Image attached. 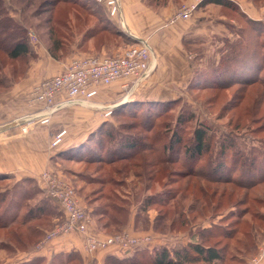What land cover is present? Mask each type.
Returning a JSON list of instances; mask_svg holds the SVG:
<instances>
[{"label":"trees","instance_id":"1","mask_svg":"<svg viewBox=\"0 0 264 264\" xmlns=\"http://www.w3.org/2000/svg\"><path fill=\"white\" fill-rule=\"evenodd\" d=\"M6 1L0 0V95L3 92L9 91L16 83L25 78L31 62L38 58L34 46L29 41L28 28L19 23L11 15ZM168 1L150 0L149 3L151 6H161V3L165 5ZM206 4H216L224 7L230 6L228 1L225 0H205L202 5ZM49 8V12L53 15L48 18V23L50 24L48 27L49 39L55 44L57 52L67 46L70 41L74 40L77 32L76 29L82 30L84 33L81 39L82 42L78 43V48L82 46V43H88L90 39L95 40L94 45L97 48H101L104 44L110 46V43L113 41H115L114 44L118 45L120 43L119 40L124 37L110 19L107 9L103 5L97 4L94 0H56L51 3ZM87 25L89 26L85 29ZM60 30H62V33H60ZM250 39V37L245 36L240 41L243 45L238 47H244L241 50L246 51L244 57H240L239 63L243 60L251 59L249 58L251 57V49L247 47V40L250 41ZM97 40H103V44H97ZM240 51L236 52L235 55H240ZM54 55L56 57V54ZM257 58L258 56L254 55V59L257 60ZM263 71L264 65L261 68V72ZM216 75L220 79H223L226 76V72L219 71ZM194 77L189 85L190 87L191 85L193 87L197 82V80L194 82ZM198 78V82L200 83L196 87H193L197 90L210 92L218 89L224 90L222 87L223 83L220 81L213 82L211 80L212 76L208 73L201 74ZM258 79H261V77H258ZM258 79L254 78L246 83L251 82V87H254L261 84V81H258ZM231 80L229 84H231ZM211 98L208 100H211ZM261 98L264 100V91L260 97H256L254 104ZM176 102H178L177 99L136 101L123 104L113 110L111 117L130 116L140 118L142 122V135L141 133L132 135L133 133L131 132V135L126 137L121 135L122 126L114 128L113 126H109L111 124L109 123L108 126L99 127L101 129L96 130V136L94 135L96 132H93L89 136L90 138L92 137L90 141L93 140L95 145L90 146L88 143L80 145V148L84 152L78 155L76 160H84L89 165L96 164L98 167L95 170L98 174H101L99 179H93L91 183L100 184L101 187L98 193L101 194L100 196H103L102 198H106L105 203L96 207L92 212L95 224L102 236L121 233L125 231L130 222L131 215L129 208H126L127 202L119 195L117 189L123 185H127L120 177H129L131 171L140 182H161L168 180V185L176 186L164 193L148 196L144 201L143 211L147 212L151 207H157L158 215L152 226L151 224L150 226L153 230L161 233L172 231L176 228L179 230L188 229L190 227L189 215L203 211L204 213L200 216H206L205 208L212 207L214 202L216 204L213 206V212L218 213L221 208L226 206V201L231 204L234 198L240 197L234 201L235 206H245V211L236 216L237 220H240V216L244 218L249 213L251 206L248 204L251 205V202L261 203L251 196L254 192L264 193V177L260 182L250 183L251 163H248V166L246 164L244 178L235 177V173L240 171L239 166L242 163V159L235 163L233 161L230 163V157L233 155L230 153L231 146L219 147L214 157H209V155H212V148L214 147L212 140L213 131L210 125L206 122L196 123L197 125L194 127L192 137L188 140L182 137L180 129H184L194 119V115L188 110L183 111L178 117L175 127L168 133L167 142L163 141L159 143L155 140L157 137L164 138V134L152 136L153 133L158 132L156 131L157 126L155 124L156 119L160 117L158 115H162L164 111H167ZM184 114L186 117H184ZM146 132H149V134H146ZM75 149L59 153V156L63 157L69 152L73 154ZM101 152L103 155H101ZM260 154L264 158V153L260 151ZM179 155H183L184 159H177L175 157ZM70 156L73 157L70 159L76 158L75 154ZM176 164L183 165L190 173L175 170L174 166ZM207 164H210V169ZM257 165L252 173L254 176L264 172V160L258 161ZM228 186L232 187L229 189ZM42 190L46 193L44 189ZM173 202H175L174 211L171 208ZM23 208L24 206L20 205L16 212L10 216L9 222H2V218L4 217H0V233L6 232L8 238L11 237L13 239L6 243V245L13 247L25 244L24 238L26 233L29 237L40 236L38 242L33 247L28 249L22 246V250H25V248H27L26 250H35L37 245L45 239L46 235L58 223L62 222V213L48 196L43 204L30 207L22 215ZM172 212L175 214V217L170 219ZM188 213L189 215L187 216ZM6 214H8L7 211ZM3 216L6 217L5 214ZM57 217H59L58 222L55 221ZM47 218L52 227L49 231L42 234L43 229H39L40 226L37 225V222H42ZM140 219L141 216L137 214L135 219L136 230L139 229L138 224L141 222ZM147 219L144 230L150 227L148 224L150 221ZM241 224L248 228L250 227L246 222ZM35 225L39 227L37 228ZM192 228L190 227V229ZM200 228L199 233L194 232L189 243L182 250L174 249L171 251L168 246H160L151 250L140 249L128 253L118 251L123 258L108 256L105 264H246L247 255H243L242 257H234L232 255L233 257L228 258L229 248L218 246L220 243L207 245V239L216 227ZM248 228H245V233L250 241L247 240L249 241L247 244L239 238L236 241V249L240 250V252L245 249L248 252V249L250 251L252 249L251 238L247 231ZM102 232H106L107 234H102ZM227 233L224 232L221 236L227 239L234 238V235H226ZM23 264H83V258L78 252L57 253L53 255L50 261L46 258L37 257Z\"/></svg>","mask_w":264,"mask_h":264},{"label":"rangeland","instance_id":"2","mask_svg":"<svg viewBox=\"0 0 264 264\" xmlns=\"http://www.w3.org/2000/svg\"><path fill=\"white\" fill-rule=\"evenodd\" d=\"M54 1L56 0H7L6 5L8 9H10L11 15L14 16L19 23L28 28V38L34 46L36 53L41 47L45 48L50 56L59 62L66 59L70 61L73 57L77 56H73L75 50L74 47L75 45H78V43L82 42L81 39L84 33L82 30L76 29L77 32L74 40L70 41L62 50H59L58 52L56 51L55 44L49 39L50 35L48 33V27L50 26L48 18L53 16L52 13L49 12V7ZM225 1H228V4H230L229 7L210 4L211 6L205 9V7L208 6L207 4L203 5L205 7L200 9L203 4L201 3L195 11L193 17L188 21L182 22H193L197 17L199 21L198 24L193 27L194 33L183 38L184 49L187 53L189 62L192 63L191 67L193 69V77L195 76L194 82L197 80L193 87H196V85L200 83L198 82L199 75L208 73L212 76L211 80L213 82L220 81L223 83L222 87L224 90L218 89L213 90L212 92L201 91L193 88L192 85L190 87V84L179 87L176 91L175 98L178 102L168 108L167 111H164L162 115H158L160 117L157 118L155 122L157 126L156 131L158 132L155 134L153 133L152 136L157 134H160L161 136L164 134V138L157 137L155 140L159 143L163 141L167 142L169 137L168 133L175 127L178 117L183 113V111L188 110L194 115V119L190 124L186 125L184 129H180L182 137L185 140L190 139L192 137L194 127L197 125L196 123L206 122L212 127L213 131L212 140L214 147L212 148V155H209V157H214L219 147L223 148V146H231L232 149L230 150V153L233 155L230 157V163L231 161L235 163L236 161H240V159H242V163L239 166L240 171L236 172L234 176L244 178L246 164L248 166V163H251L250 183L252 184L256 181L260 182V180L264 177V172L255 176L252 174L257 162L264 160L260 154V151L264 153L263 98L259 99V101L254 104L256 97H260L264 91V71L261 72V68L264 65V0ZM175 2L178 7L174 13L183 4L192 3L191 0H175ZM49 3L50 5H48ZM173 15L174 14H172V16ZM166 23L167 22L163 25V29H168L179 24L164 27ZM88 26L89 25L85 26V29H87ZM118 29L124 37L119 40L120 43L118 45L114 44L115 41L110 43V46L104 44L103 46H106V53L104 54L112 55L121 49L131 47L136 44V42L133 41V36H130L129 33L125 34L119 25ZM60 33H62V30H60ZM243 36L251 38L250 41L247 40V47L251 49V57H249L251 59H246L239 63L240 57H244V53L246 51L241 50L244 47H238L243 45V43L240 42L241 39L244 38ZM96 42L99 45L103 44V40H97ZM88 47L87 42H85L82 43L79 50L85 51ZM101 48L98 49L101 50ZM238 51L241 52L240 55H235ZM53 53L56 54V57ZM88 54L89 53L85 55ZM90 54L92 55V53ZM254 55L258 56L257 60L254 59ZM37 56H39L38 53ZM245 58L247 57L245 56ZM218 70L226 72V76H224L223 79H220L219 76L216 75L219 72ZM258 77H261V79H258ZM254 78L261 81L262 85L258 84L251 87V82L246 83ZM230 80L231 84H229ZM4 93L5 92H3V94ZM209 97H212L211 100H208L210 99ZM92 106V108L96 110L105 107L97 103H94ZM120 106L118 105L114 107V109ZM110 108H112V106L109 107V109ZM111 116H104L106 121L99 127L102 128L111 123L109 126H113L114 128L122 126L123 129H121V135L126 137L131 135V132L133 133L132 135H138L139 133L142 135V122L140 118L130 116ZM184 117H186L185 114ZM13 124L19 126L18 123H14V121ZM62 126L65 129L76 128L75 125L65 124ZM99 127L97 129H101ZM37 128L52 129V127ZM124 129L126 130L124 131ZM55 133H58V131ZM146 134H149V132H146ZM94 135L96 136L97 132ZM91 138L88 137L84 143H88L90 146L95 145L93 140L90 141ZM77 148L78 149L75 151L72 150L73 154L76 155L75 159H70L72 157L70 155H73L72 152L67 153L63 157L59 156L60 158L56 156L53 157V159L55 158L54 163L57 164L52 170L58 174H62L75 185L77 188L78 198L81 197L85 202V208L90 213L93 224H95L92 212L96 207L103 205L106 198H102L103 196H100L101 194L98 193L101 185L97 183L92 184L91 181H93V179H99L101 174L96 172L95 169L98 167L96 164L89 165L84 160H76L77 156L83 154L84 152L80 146ZM101 155H103L102 152ZM234 156H236V158H234ZM175 157L177 159H184L183 155ZM207 165L210 169V164ZM257 167H259V165H257ZM185 168L186 167H183L181 164H176L174 166L175 170L190 173ZM120 179H123L127 185H123L121 188H118L117 191L123 200L127 202L126 208H129L131 215L130 221L134 219L135 224L136 215L139 214L141 216V222L138 224L139 229L136 231V235L150 234L155 236L156 239L160 238L162 239L159 240L160 243H164L163 245L160 244V246H168L171 251L174 249L182 250L185 248L193 233H199L201 230L200 227H203V229L216 227L212 230L214 232L209 235L207 245H216L217 243H220L218 246L222 248H229L227 255L228 258L247 255L246 262L258 253L259 245L264 241L263 192H254L251 197L254 199L256 198L261 203L251 202V205L248 204L251 206L249 213L245 215L244 218L240 216V220H237L238 218L236 216L245 211V206H235L234 201L240 198L236 197L231 204L226 201V206L221 208L218 213L213 212V206H215L216 202L212 204V207L209 206L208 208H205L207 213L206 216H200L204 213L203 211H198L196 214L192 213L190 215L188 213L187 216L189 215V224L190 227H193L192 229H190V227L186 230H179L176 228L175 230L161 233L153 230L151 227L158 215L157 207H151L147 212L143 211L144 201L148 196L164 193L176 186L168 185V180L161 182H140L132 171L129 177H120ZM228 187L230 189L232 186ZM42 189L41 183L34 180L18 181L16 178L0 176V217H4L2 218V222H9L10 216L12 213L16 212L20 205L24 206L22 212L23 215V213H25V211L30 207L43 204L47 198V194L43 192ZM174 203L175 202L171 204L173 211ZM6 211L8 214H6ZM4 214L6 217L3 216ZM171 214L170 219L175 217L173 212ZM146 219L150 221L148 224L149 226L151 224V226H148L149 228L144 230L147 223L145 222ZM55 221L58 222L59 217L55 218ZM245 222L249 224V228L241 224ZM37 225L40 226H38L39 229H43L41 232L42 234L49 231L52 227V224L48 222V218L44 219L42 222H37ZM35 227L37 226L35 225ZM245 228H248L247 231L249 232L248 235H250L251 238L252 249L251 251L248 249V252H246V249L240 252V250L238 251L236 249L237 239L239 238L244 240L246 244L250 241L249 237H246ZM224 232H228L226 235H234V238L227 239L224 236H221ZM102 234L107 233L102 232ZM7 235L8 234L6 232L0 233V264H14L17 255L20 253L26 254L32 252L33 249H26L33 247L34 244L38 242L40 237H29L26 233L24 238L25 244L23 243L22 246L27 248L22 250L23 247L20 245H17L16 247L6 245V243L13 240L11 237L8 238Z\"/></svg>","mask_w":264,"mask_h":264},{"label":"crops","instance_id":"3","mask_svg":"<svg viewBox=\"0 0 264 264\" xmlns=\"http://www.w3.org/2000/svg\"><path fill=\"white\" fill-rule=\"evenodd\" d=\"M119 1L121 21L126 31L136 38L133 41L136 42L137 39L150 41L154 56L148 77L130 93L124 89L128 84L124 80L101 88L93 104L105 106L102 109L72 105L54 115L50 126L52 129L37 128L28 134H23L13 121L15 123L19 118L41 108L40 105H30L28 99L31 91L40 82L60 74L69 61L66 59L59 62L52 58L45 48L40 47L41 49L37 51L39 56L31 62L27 76L0 96V176L40 183L41 175L47 170H52L57 164L54 163L53 157H59V153L82 145L106 121L104 113L109 107L136 101L172 100L176 98L179 87L191 83L192 63L189 62L184 49L183 38L194 33L193 27L198 24V17L193 22H181L174 27L163 29L165 22L178 7L175 0H169L165 5L161 3V6H151L150 0ZM210 6V4L206 7L202 5L200 9L203 7L207 9ZM113 22L118 27V24ZM94 43L95 40L90 39L87 43L89 47L85 51L79 50L78 45H75L73 56L106 53V46H102L99 50ZM65 124L75 125L76 128L65 129L62 126ZM63 129L67 130L63 143L57 149H51L52 134ZM79 202L85 208V202L81 197ZM125 230L132 235L137 234L134 219L129 222ZM89 234L102 236L96 224H93L86 234L78 232L64 234L36 247L32 252L20 253L15 258L14 264H23L37 257L50 261L57 253L70 252H78L83 258V264H105L108 256L123 258L114 246L88 255L85 250V239Z\"/></svg>","mask_w":264,"mask_h":264},{"label":"built area","instance_id":"4","mask_svg":"<svg viewBox=\"0 0 264 264\" xmlns=\"http://www.w3.org/2000/svg\"><path fill=\"white\" fill-rule=\"evenodd\" d=\"M94 1L103 5L110 19L115 21L125 34L128 33L121 21L119 0ZM204 1L194 0L192 3L183 4L164 27L190 20ZM133 39L136 38L133 36ZM153 56L149 40L137 39L134 46L121 49L113 55L73 57L60 74L40 82L31 91L28 99L30 105H40L41 108L15 122L18 123L23 134H28L37 127H50L54 115L72 105L92 106L101 88L109 87L120 80L127 81L128 84L124 86V89L130 93L150 74ZM114 107L106 110L104 116H111ZM66 134L65 129L53 134L51 149H57L63 143ZM40 183L47 196L62 213L63 220L46 235L38 246L64 234L73 232L86 234L92 227L93 220L90 213L80 204L75 185L53 170L45 171L40 177ZM159 240L162 239H156L150 234L132 235L127 231L109 236L89 234L85 239V250L88 255L113 246L117 247L121 253L140 249L151 250L164 244ZM246 264H264V241L259 245L258 253L248 259Z\"/></svg>","mask_w":264,"mask_h":264}]
</instances>
